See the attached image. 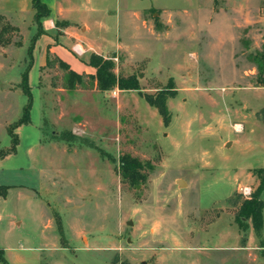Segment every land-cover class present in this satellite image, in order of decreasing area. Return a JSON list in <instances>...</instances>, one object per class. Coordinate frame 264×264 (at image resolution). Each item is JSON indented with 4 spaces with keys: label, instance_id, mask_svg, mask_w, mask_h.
<instances>
[{
    "label": "rangeland",
    "instance_id": "374dc122",
    "mask_svg": "<svg viewBox=\"0 0 264 264\" xmlns=\"http://www.w3.org/2000/svg\"><path fill=\"white\" fill-rule=\"evenodd\" d=\"M26 1H17V19L0 15V29L6 20L20 25L6 34L13 43L0 45V150L11 147L8 128L28 103L21 80L32 63L31 121L15 129L16 150L0 157V184L9 186L0 197L7 257L264 264V227L259 236L251 220L246 230L236 220L264 170V0H251L245 15L229 0H59L75 23L59 20L42 32ZM17 3L0 0V14ZM38 32L41 48L49 36L81 71H93L86 42L105 46L116 73L136 75L144 93L173 79L170 122L137 90H100L88 77L66 88L57 54L44 50L40 66ZM124 154L142 163L140 184L122 177Z\"/></svg>",
    "mask_w": 264,
    "mask_h": 264
},
{
    "label": "trees",
    "instance_id": "16d2710c",
    "mask_svg": "<svg viewBox=\"0 0 264 264\" xmlns=\"http://www.w3.org/2000/svg\"><path fill=\"white\" fill-rule=\"evenodd\" d=\"M32 5L35 10L34 22L37 24L39 31H43V19L50 16L51 9L43 0H32ZM63 22L66 23L67 21ZM58 23L60 22L57 21V25ZM11 31L19 32L20 28L6 20L3 27L0 29V45L8 46L13 43V36L11 34L6 35L7 33H11ZM39 35L40 32L35 35L34 43L38 39ZM14 44L16 46L22 45V41L14 42ZM32 48H34V44L32 45ZM32 48L30 47L29 49L30 56H32ZM58 63L66 71V88L74 89L79 85H83L85 83V78L88 77L89 79H91L92 83L95 84V87L100 90H111L114 88L137 90L144 96L146 101L151 106L158 109L159 113L164 118L165 124H168L170 122L171 116L167 105V99L169 96H175L177 93V89L174 86L173 79H170L168 85L158 90L156 94L144 93L142 91L139 79L136 75H118L115 71L116 64L114 60L112 58L104 57L103 55H100L98 53H92L89 59V64L96 68L95 74L78 73L62 59H58ZM31 67L32 63H30L26 70L23 72L21 80V88L23 92L29 97L28 103L24 107L22 117L9 126L8 132L12 137V145L8 149L0 150V157H4L16 150V147L19 143V137L17 133H15V129L20 125L29 123L31 121L30 111L33 105L32 91L29 84V72ZM262 67V70H264V65ZM261 83H263L264 85V78L261 80ZM141 170L142 163L137 157H133L130 154H124L120 157V173L124 179H128L135 185L140 184V182L146 179L145 174L141 173ZM257 172L260 176L259 185L254 190L252 197L249 199H245L242 203L236 220L240 228L243 230H246L248 228V224L245 223V220H251L257 234L261 236L264 227V199L262 198V194L264 192V170L260 168L257 170ZM8 189V185L0 184V197L6 196ZM60 226L61 224L59 225V227ZM263 242L264 241H262V243ZM0 261L3 263L7 262L5 251L3 248H0Z\"/></svg>",
    "mask_w": 264,
    "mask_h": 264
},
{
    "label": "crops",
    "instance_id": "0c3cea01",
    "mask_svg": "<svg viewBox=\"0 0 264 264\" xmlns=\"http://www.w3.org/2000/svg\"><path fill=\"white\" fill-rule=\"evenodd\" d=\"M17 1L18 0H16V3H17ZM27 2H28V6L33 8L32 0H30V3H29L28 0L26 1V3ZM229 2H230V7L233 8V10H234L233 12L242 13V14L245 15V14H249L250 11H251V7H252L251 0H229ZM45 3L51 9L50 16L43 19V25H45L46 31H47V29H55L56 30L57 29V26L55 24L59 20L60 21H67V22H69L71 24H74L75 23V22H73V21H71V20H69V19H67V18H65L63 16L64 10L62 9V7H61L62 4L59 2V0H52L51 2H45ZM17 5H18V3L16 4V6H15V4H13V6H11L13 10L10 9L11 11H8V12H5V13H1L0 15H2V16H6L7 15V18L9 20L12 19V15H14L16 17V19H17V15H18L17 14V12H18ZM82 5H83V3L81 4V6ZM153 9L154 8H152L150 10H153ZM214 10H215V8H214ZM216 11L220 12V11H223V9L216 10ZM51 24H53V25H51ZM13 25H16V26H18L20 28V25L19 24H16L15 23ZM81 25H82V27L84 28L85 31H88V29H89V26L88 25H85V24L84 25L81 24ZM43 36H46V35H44V34L41 35V37H43ZM82 37L84 39L86 38L85 35H82ZM47 39L49 40V42L47 43L46 48H41L39 46V44H40V38L37 40V46H39V48H40V66L43 64V52H45L44 50H46V52L49 51L50 53L57 54L58 55L57 57H59V59H62L63 61L67 62L71 66V68L74 69L75 71H77L78 73H82V74H95L96 68L93 67V66H91L89 64V59H90L91 54L92 53H98V54L103 55L104 57H106V54L104 55V53H103V51H105V46L96 47L94 44H91V43L86 42L85 45L86 46H89L92 51H90V53L88 55V59H87L88 64L86 63L87 61H85V64L88 65L89 67H92L93 68V71H89L87 69H84V71H81V69L83 67L80 65V63L77 60V58L71 52H69L68 50L66 51L65 49L63 50V48L61 47L60 44H54V42L52 41L51 38H49V36L47 37ZM121 44H122L121 41H119L117 43V47H120ZM52 223H53V219L51 218V219H49V224L52 225ZM23 236H24V238H29L28 237V234L23 235ZM0 248H3V247L0 246ZM38 248L41 249L42 247L39 246ZM48 248H49V246H48ZM3 249L5 251V257H6L7 262L6 263H3V262L0 261V264L1 263L2 264H10V262L13 263V264H24L25 263L24 257L22 255H20V254H13L12 253V256H13L12 258L7 257V255H6L8 253L7 251L10 250V249H12L11 247L4 246Z\"/></svg>",
    "mask_w": 264,
    "mask_h": 264
}]
</instances>
